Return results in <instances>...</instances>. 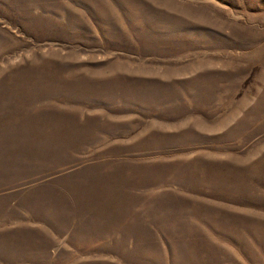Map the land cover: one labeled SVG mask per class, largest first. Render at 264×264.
<instances>
[{"label":"rangeland","instance_id":"1","mask_svg":"<svg viewBox=\"0 0 264 264\" xmlns=\"http://www.w3.org/2000/svg\"><path fill=\"white\" fill-rule=\"evenodd\" d=\"M0 264H264V0H0Z\"/></svg>","mask_w":264,"mask_h":264}]
</instances>
